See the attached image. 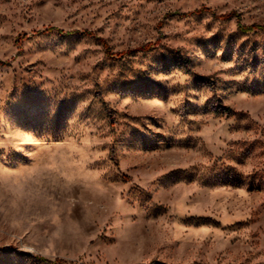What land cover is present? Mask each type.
<instances>
[{
  "label": "rangeland",
  "instance_id": "1",
  "mask_svg": "<svg viewBox=\"0 0 264 264\" xmlns=\"http://www.w3.org/2000/svg\"><path fill=\"white\" fill-rule=\"evenodd\" d=\"M253 25L264 0H0V264H264Z\"/></svg>",
  "mask_w": 264,
  "mask_h": 264
},
{
  "label": "trees",
  "instance_id": "2",
  "mask_svg": "<svg viewBox=\"0 0 264 264\" xmlns=\"http://www.w3.org/2000/svg\"><path fill=\"white\" fill-rule=\"evenodd\" d=\"M240 31L242 32H250V31H253V30H261V31H264V27H260V26H241L239 27ZM45 32H56L58 34H64L66 36H70V35H75V34H79V31H70V32H63L61 30H58L54 27H50V28H47ZM83 34H87V33H83ZM90 35V34H89ZM101 44L103 46V48L105 49V52L108 56H111V53L109 52L108 50V47L106 46L105 42L101 40ZM1 64V63H0ZM45 262V261H44Z\"/></svg>",
  "mask_w": 264,
  "mask_h": 264
}]
</instances>
